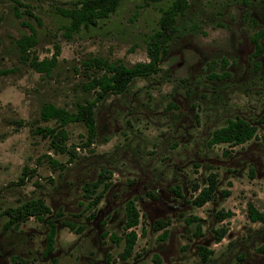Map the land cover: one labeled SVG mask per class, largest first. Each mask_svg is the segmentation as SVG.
Returning <instances> with one entry per match:
<instances>
[{
	"label": "rangeland",
	"instance_id": "rangeland-1",
	"mask_svg": "<svg viewBox=\"0 0 264 264\" xmlns=\"http://www.w3.org/2000/svg\"><path fill=\"white\" fill-rule=\"evenodd\" d=\"M73 1L0 0V264H157L154 255L161 264H264V223L247 216L248 201L264 210V0H188L159 70L96 102L92 141L81 121L67 123L59 151L37 129L57 124L40 118L42 104L74 111L94 98L83 87L99 72L89 57L147 60L148 35L170 2L122 0L67 35L61 10ZM42 60L49 69L38 71L31 61ZM235 116L255 124L256 135L209 144L213 129ZM103 168L111 184L89 208L82 186ZM211 173L213 196L194 204ZM37 197L56 223L47 255L46 219L5 225L7 207ZM129 199L140 213L138 236L122 258L124 239L111 236L124 232ZM219 210L232 214L220 220ZM158 219L167 224L156 229ZM219 227L228 230L216 241ZM199 245L213 249L205 260Z\"/></svg>",
	"mask_w": 264,
	"mask_h": 264
},
{
	"label": "trees",
	"instance_id": "trees-1",
	"mask_svg": "<svg viewBox=\"0 0 264 264\" xmlns=\"http://www.w3.org/2000/svg\"><path fill=\"white\" fill-rule=\"evenodd\" d=\"M122 0H74L73 5L69 8L61 10V13L68 17L69 22L64 25V32L71 35L72 32L78 30L80 27H89L96 25L101 18L108 17L115 11ZM147 3L159 0H145ZM188 7V0H170L169 4L163 8L158 26L148 35L146 41V52L148 59L144 61H136L133 64H125L121 60H110L102 56H92L87 59L89 66H95L99 72L92 75L87 81L83 83V87L87 90H94L95 97L88 99L83 103H79L76 110H68L65 107L56 105L53 102H45L40 109V118L43 120L54 119L57 124L55 126H48L45 128L37 127L44 136L50 138V144L55 150L63 151L66 147V139L68 137L65 125L73 121H81L87 130V138L92 141L96 132L94 107L96 102L103 98L109 92L125 91L133 78L137 76H147L155 73L160 68V62L166 57L168 53V43L176 34V16L179 12ZM16 13L19 12L16 10ZM260 35V34H259ZM257 34V36H259ZM256 43L257 52L261 46ZM58 52V51H57ZM56 56V53L54 57ZM31 64L38 70H48V61H31ZM264 120V115L261 117ZM257 126L250 121L235 116L228 118L227 122L219 127L213 129L211 136L208 139L209 144L215 143H231L242 144L256 135ZM53 162L57 163L53 159ZM61 166V164H59ZM111 170L103 168L99 171L96 178L86 181L83 188V197L88 200L87 207L93 209L103 196V191L107 189L111 182ZM23 176L19 180L23 181ZM100 184H103V189L99 190ZM217 187V176L211 173L207 177V184L202 186L197 194L193 197V203L202 205L209 200ZM198 189L199 186L194 187ZM228 189L222 190L223 195L229 194ZM125 220L123 224L124 232L122 236L112 235L111 239L119 241L124 239V246L120 253L122 258H127L134 248L137 240V232L133 228L138 224L140 213L137 205L133 199H129L125 204ZM51 209L45 200L41 197L29 198L16 207H7L6 213L9 218L5 225L7 227L18 226L21 222L28 219L30 216L36 217L39 220H45L48 223V231L46 233V242L43 254H49L54 248L56 223L51 218H46ZM95 211L91 212V217L94 216ZM218 219L222 220L229 217L232 211L219 210L216 213ZM247 216L251 221H260L264 223V210L257 208L252 201L247 203ZM167 221L158 219L155 228L159 229L165 226ZM70 228H74L73 223L65 222ZM200 225H197L196 234H199ZM228 229L226 227H219L214 229V239L220 241ZM199 252L203 260L213 252V249L204 245H199ZM157 264H161L157 255H154Z\"/></svg>",
	"mask_w": 264,
	"mask_h": 264
}]
</instances>
